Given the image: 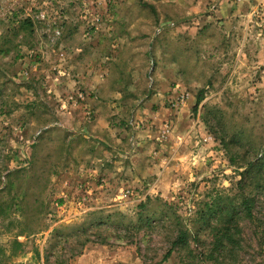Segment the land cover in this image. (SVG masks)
<instances>
[{
	"label": "rangeland",
	"instance_id": "1",
	"mask_svg": "<svg viewBox=\"0 0 264 264\" xmlns=\"http://www.w3.org/2000/svg\"><path fill=\"white\" fill-rule=\"evenodd\" d=\"M263 153L264 0H0V264H219L163 257Z\"/></svg>",
	"mask_w": 264,
	"mask_h": 264
},
{
	"label": "trees",
	"instance_id": "2",
	"mask_svg": "<svg viewBox=\"0 0 264 264\" xmlns=\"http://www.w3.org/2000/svg\"><path fill=\"white\" fill-rule=\"evenodd\" d=\"M26 23V22H25ZM202 98L198 97L195 108L199 105ZM241 194L233 196L214 197L210 202H206L197 215L198 229L195 234L190 233L183 225L177 224L174 238L170 242V248L163 257L166 261L173 252L183 253L185 257L193 258L194 251L191 249V239L199 242V233L208 231L212 235L210 248L207 250L209 260L219 264H225L228 257L241 247V220L253 219V208L255 199L252 194L248 195L245 191L251 188L255 193L264 196V153L253 161H247L244 164L243 171L240 172V180L237 182ZM144 206V204L142 205ZM152 213L151 217L146 216L140 220L143 226H151L155 222ZM56 233V232H55ZM14 251L22 252L24 244L16 238L11 242ZM34 257L40 260V253L37 248L34 249ZM43 259L48 262L49 257L46 251Z\"/></svg>",
	"mask_w": 264,
	"mask_h": 264
}]
</instances>
